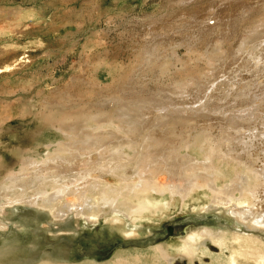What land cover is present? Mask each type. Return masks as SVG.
<instances>
[{
    "label": "rangeland",
    "instance_id": "374dc122",
    "mask_svg": "<svg viewBox=\"0 0 264 264\" xmlns=\"http://www.w3.org/2000/svg\"><path fill=\"white\" fill-rule=\"evenodd\" d=\"M250 91L264 93V0H0V181L36 158L31 173L92 167L116 187L123 184L121 171L105 173L100 164L117 147L131 176L139 153L155 170L180 147L178 156L206 160L217 188L238 185L245 177L237 158L246 151L243 142L251 140L254 169L264 162V138L250 136L264 128V98L252 118L241 115ZM168 107L187 109L188 120L173 119ZM42 158L55 159L40 164ZM154 172L156 187L177 184L165 171ZM158 190L134 199L151 205L143 217L110 210L109 216L123 215L122 223L106 219L107 212L56 217L48 208L8 205L0 212V264H113L119 257H138V264H228L231 238L221 245L204 237L189 255L182 247L202 230L264 241V227H248L228 211L234 202L218 200L206 186ZM77 194L64 201L78 203ZM258 194L256 212L264 211V183ZM158 252L170 258L155 260ZM245 260L237 257V264H257Z\"/></svg>",
    "mask_w": 264,
    "mask_h": 264
},
{
    "label": "bare ground",
    "instance_id": "6f19581e",
    "mask_svg": "<svg viewBox=\"0 0 264 264\" xmlns=\"http://www.w3.org/2000/svg\"><path fill=\"white\" fill-rule=\"evenodd\" d=\"M258 25H260V24H258ZM252 26H255V25H252ZM256 64H257V61H256ZM6 68H8V67H6ZM6 68H5V70H6ZM248 86H249V84H248ZM253 88H255V87H253ZM258 94H256L255 91L254 92L250 91V92L245 94L244 100L242 102H244V104H247L248 107L249 106L250 107L246 108L245 111H241V115L244 116L243 121H246L247 119L252 118L253 116H252L251 109H253V110L256 109L255 108L256 104L263 101L262 99L264 98V93H260L259 95ZM256 95H258V96H256ZM116 102L117 101H115V104H116ZM165 106H167V105H165ZM174 107L176 108L177 106L174 105ZM165 108H167V107H165ZM168 108H169V110L171 109L170 107H168ZM177 109H179V108H177ZM177 109H172V110H170V112L168 110V112L171 114L172 118L176 119L177 121L178 120L187 121L188 118L185 115L187 109L186 110H185V108H183V110H177ZM180 109H182L181 106H180ZM160 110H161V108H160ZM108 116H110V114ZM79 120H80V118H79ZM130 126H131V124H130ZM133 126L134 125H132L131 127L133 128ZM241 127H242V125H241ZM134 128H136V127H134ZM232 129L235 130L239 134L242 133L241 131L244 132V130L243 129L241 130L240 128L238 129V128L232 127ZM249 130H250L249 133H251L252 128ZM112 133H114V132L112 131ZM84 135H85V133H84ZM86 135H85V137H86ZM115 135H117V134H115ZM251 135L253 137H258V135H261L264 138V128L259 130L257 133H251L250 136ZM146 136H148V138H150L149 135H146ZM250 136H247V138L250 139ZM92 137H94V136H91V138ZM89 138L90 137H88V139ZM99 138L100 137H98L96 139L98 140ZM220 138L223 139L224 137L220 136ZM189 139L187 141L184 140L183 146L185 148H187V146L189 145V142L191 141ZM78 140H79V142L84 141L83 139L82 140L78 139ZM226 140H228V139H226ZM242 140H243V138H242ZM90 141L95 142V139L90 140ZM250 141L249 142H243V144L245 145V148L244 147L243 148L246 151L244 152V154L237 157L242 162V165L244 167L243 171L245 173V175H244L245 177L242 178L241 182L239 180L240 183L238 185H236L237 183L227 185L226 184L227 182H226L223 185V186L226 185L225 187H223V189H219L216 187V181H215L214 177L211 175L212 172L210 173L211 166L205 162L206 160L202 159L203 161H201L200 164H198L199 162L196 159H194L188 155L178 156L179 154L176 151L179 152L181 150L180 147L177 148V150L174 149V150L170 151V153H168L165 157L163 156V160L159 161L160 163L158 162L159 164H157V166L155 167L156 171H159V170L165 171L170 176L171 180H173L175 178L177 179L176 185L172 182L171 185H169L168 187L166 186L165 189H161L159 187H156L155 184H153V182L155 181L154 166L152 165V161H147L148 163H146V164L144 163L145 165H143V160H144V153L143 152L138 154V156L135 158L136 159L135 161L133 160L132 164H133V167L135 168L134 169L135 172H134V176H131V174L126 170L127 167L122 163L124 160H126V158L124 157V153H123V151H121L122 148H120V146L117 147L119 149L116 152V155H114V156L112 155V157L108 160L107 164H104L103 162H102L103 164H100L101 171H103L102 169L105 168L104 169L105 173H106V170L108 172L111 170L121 171L120 173H122L123 175L122 174H120V175L123 176L121 178L123 181V184H121L120 186H116V187L108 185L104 176H102L101 173L93 174L92 173V167H91V169H87L84 172L81 171L79 173L77 172L76 174L74 173V174H69V175H66L67 172L62 173L61 170H59V172L62 173V174L60 173V175L51 174V173H42V167L39 169V171H34L33 173H31V170L33 168H31L30 165L38 164L39 159L37 160L36 158H29L26 162H24L27 165L22 167V171H20L19 173L15 172V174H12L9 176L7 175V177L4 180L0 181V212L4 211L5 207L8 205L23 203V204L36 205V206L42 207L44 209L48 208L49 211H51L52 214L56 217L57 216H60V217L64 216L65 214H67L68 212H70L72 210H74L75 213L82 212V214H85L87 216V218H88V216H90L92 218L96 217L97 215L100 214V212H102V213L107 212V215L105 216L106 219L109 218V219L114 220V221L119 223V222L123 221L121 218V216H123V215H121L119 213V215L114 214L112 216H109L110 210L111 211L116 210L118 212L122 211V212H124L130 216L134 215V217L135 216H137V217L142 216L144 214V212L147 213L146 211H149V209L151 212L152 209L149 208V207H151V205L141 206V204H140V206H138V205L134 204V202H133L134 199L137 200L139 195L146 192L147 189L150 187L153 189H157V190L159 189L158 191L166 192L165 190H169L170 192L175 193V192H181V189L184 190V189L188 188V189H190V191H192V188L206 186L210 191H212L214 193L215 198H217L218 200H223V202H227V201L228 202H234L235 205H234V203L226 205L227 207H229L228 211L234 215H237V217L240 220L244 221L245 224H249L248 227L254 228L252 225H250V223H253L256 227L262 228V227H264V211L259 210V212H256V209L253 208V205L255 204V201L259 197V194H258L259 188L262 185V183H264V162L260 168H257V169L253 168L254 163H252V160H255L256 158L255 159L251 158L254 153L249 151V147H251V145H252ZM99 143H100V141H99ZM147 143H149V142H147ZM121 145H123V144L121 143ZM77 146H73V147H77ZM99 146H101V145H99ZM147 146H148V144H147ZM147 146L145 144H143L144 149ZM73 147H71V148L73 149ZM122 147H124V146H122ZM218 147H214V149L218 148ZM79 148L80 147H78L76 149L74 148V150L78 151ZM174 148H176V147H174ZM81 149H84V147ZM214 149H212L210 151L213 152ZM226 150L227 151H233L234 149H232V148L230 149V148L226 147ZM59 151H61V150H59ZM63 151H65V150L63 149ZM63 151H61L60 153H63ZM91 152L92 151H90V153L89 152L88 153L91 154ZM149 152H151V151H149ZM235 152L237 153V150ZM50 155H51V153H50ZM63 157L64 156H62V157L58 156L57 158L62 160ZM49 159L54 160L55 158H48V159H44V160L42 158V161L40 164H46L47 161H49ZM206 159H208L210 161V157H208ZM154 160H155V158H154ZM256 161H257V159H256ZM62 162H63V160H62ZM67 162L68 161H66V163ZM57 165H55V166H57ZM193 165H200V166L196 167V170H195V168L193 170ZM48 166H49V164H48ZM28 167L31 168L30 172L28 171ZM98 167H99V165H98ZM83 169L85 170L86 168H83ZM54 170H56V168ZM23 171H25V172H23ZM71 171H74V170L72 169ZM70 172H68V173H70ZM214 173H215V171H214ZM216 174H217V172H216ZM115 176H116V174H115ZM199 181H201V183H199ZM144 184H145V187H143ZM76 193H78L77 194V201H76L78 203H75V202L74 203H71V202L67 203L66 200L64 201V197L67 194L70 195V194H76ZM70 196H74V195H70ZM147 197L148 196H146L144 199H146ZM147 200H149V199H147ZM260 206H262V205H260ZM156 211H157V209H156ZM233 218L238 221V219L236 217H233ZM0 226H4V225H0ZM204 237L209 238L212 241H216L221 245H225V243L227 244L229 242L228 239L231 238L232 242H234V244H235V245H231L232 247H230L231 251L229 253L232 252V255H231L232 260H230V259L229 260H230L231 264H237V257L238 258L243 257L245 259L247 258V260L252 259L257 264H264V241H261L257 237H253V236L251 237V235H247L245 232H242L241 234H234L232 237H230V235L228 233L219 234V233H216V232L210 231V230H202L199 232L191 233L187 239L186 244L182 247L183 253L188 254V255L191 254L190 245L196 243L198 240H200ZM227 248H228V246H227ZM129 257H131V256H129ZM156 257L158 259H156ZM156 257L154 258L155 260H159V259L168 260V258H170L165 252H158L156 254ZM137 258L134 261H130L129 258L119 257L116 262H113V264H138L137 261L139 262L140 259H137ZM247 260H245V261H247ZM140 263H142V262H140ZM248 263L250 264V261Z\"/></svg>",
    "mask_w": 264,
    "mask_h": 264
}]
</instances>
